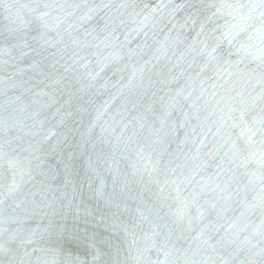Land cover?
Returning a JSON list of instances; mask_svg holds the SVG:
<instances>
[{
    "label": "snow or ice",
    "instance_id": "1",
    "mask_svg": "<svg viewBox=\"0 0 264 264\" xmlns=\"http://www.w3.org/2000/svg\"><path fill=\"white\" fill-rule=\"evenodd\" d=\"M0 264H264V0H0Z\"/></svg>",
    "mask_w": 264,
    "mask_h": 264
}]
</instances>
